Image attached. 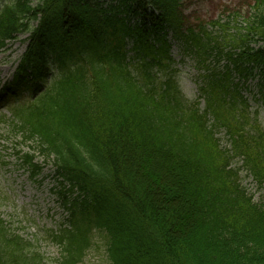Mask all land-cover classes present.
<instances>
[{"label":"trees","instance_id":"obj_1","mask_svg":"<svg viewBox=\"0 0 264 264\" xmlns=\"http://www.w3.org/2000/svg\"><path fill=\"white\" fill-rule=\"evenodd\" d=\"M181 5L0 0V51L30 33L14 85L41 80L12 109L13 130L35 146L18 157L36 177L39 152L70 185L60 190L70 218L51 233L56 264L83 262L95 231L111 264H264V127L242 91L264 80V0L243 21L187 28ZM170 34L204 71L196 101L175 77ZM0 264L49 263L0 217Z\"/></svg>","mask_w":264,"mask_h":264},{"label":"rangeland","instance_id":"obj_2","mask_svg":"<svg viewBox=\"0 0 264 264\" xmlns=\"http://www.w3.org/2000/svg\"><path fill=\"white\" fill-rule=\"evenodd\" d=\"M255 0H182L181 11L185 28L196 26L200 22H211L219 17L239 15V20L251 15ZM29 34H20L9 42L0 52V97L3 87L13 81L24 53ZM172 44V54L175 58V77L178 80L183 95L189 101L200 98V86L204 71L196 62L195 56L186 51L183 45L169 36ZM223 65V63H222ZM165 75V73H163ZM162 74V75H163ZM50 75V78L48 76ZM55 75L52 69L46 81H51ZM262 83L259 77L250 78L243 85V94L249 99L251 110L258 111V118L264 127V107L261 104L260 91ZM31 91L21 87L19 94L11 102L0 100V217L3 218L12 231L28 239L34 251L41 253L49 264H56L61 254V248L51 236V231L59 230L69 215L65 211L58 191L61 184L57 179L54 165L36 153V160L44 170L33 177L21 160L19 151H34V142L24 140L11 126L10 109L20 102L28 101ZM1 99V98H0ZM201 106H205L201 99ZM224 147L230 146V140L224 130L218 133ZM236 166H242V159H236ZM244 185L253 194L256 201L262 199V190L246 169L241 171ZM94 245L88 250L81 264H110L106 254V244L103 234L94 232Z\"/></svg>","mask_w":264,"mask_h":264}]
</instances>
